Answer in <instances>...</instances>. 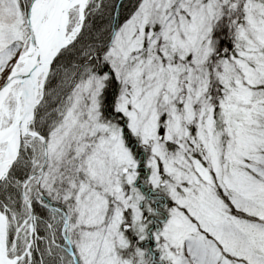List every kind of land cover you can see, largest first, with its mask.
<instances>
[{
	"label": "rangeland",
	"instance_id": "374dc122",
	"mask_svg": "<svg viewBox=\"0 0 264 264\" xmlns=\"http://www.w3.org/2000/svg\"><path fill=\"white\" fill-rule=\"evenodd\" d=\"M26 7L0 0V85L27 47ZM68 14L71 41L78 6ZM227 18L236 40L231 60L217 58L212 39ZM103 60L119 83L116 110L151 151L150 191L171 203L167 219L148 230L136 163L119 128L99 118L105 76L84 66L69 73L59 63L39 85L38 105H51L47 161L26 191L38 206L42 199L62 206L76 264H264V0H138ZM52 77L63 80L45 91ZM18 95L17 86L0 110V138ZM215 101L226 123L220 131L211 121ZM12 146L0 144V163ZM225 200L251 219L234 216ZM0 214L6 237L9 228L18 233L17 258L29 221L9 223ZM64 256L58 264H71Z\"/></svg>",
	"mask_w": 264,
	"mask_h": 264
},
{
	"label": "trees",
	"instance_id": "16d2710c",
	"mask_svg": "<svg viewBox=\"0 0 264 264\" xmlns=\"http://www.w3.org/2000/svg\"><path fill=\"white\" fill-rule=\"evenodd\" d=\"M30 1L31 0H19L21 5L26 6H28ZM97 1L98 0H88L86 2L83 30L68 47L59 52L49 72H54L56 66L59 63H63L69 73L84 66L93 73L105 76L98 96L97 107L99 118L103 123L115 125L119 128L129 156L134 163H136L135 170L137 176L135 177L134 186L141 192L145 200L143 208L147 209L144 215L148 221L151 222L148 228L149 230L152 227L155 228L156 225L159 226V223L167 219L171 201L165 193H152L150 191L152 188L148 182L149 169L147 163L151 156V151L149 148L141 145L138 137L132 135L125 117L116 110L119 83L103 60V55L111 43L112 35L129 19L138 0H101L100 4L97 3ZM245 1L252 4L254 1L258 0ZM212 39L217 58L231 60L234 56L236 40L234 33L231 31V23L228 21V18L227 23L222 24L220 28L216 30ZM5 77L2 79V82ZM55 79L53 77L49 79L48 82L51 85L47 87H45V82V91L53 89L57 85V82L60 84V80H63L62 78L57 80V77ZM48 111H51V105L48 101L43 100L35 109V115L31 125V130L38 132L44 138L47 137V125L44 122V117ZM211 121L214 131H220L226 124L223 108L216 101L211 108ZM191 135L193 136L194 134L191 133ZM167 146L169 148L170 145ZM32 147H34L33 150ZM42 156V142L37 137L26 136L23 139L17 160L11 166L6 178L0 183V209H4L7 222L16 223L18 219H27L30 222L29 211L21 195V185L28 176L39 169L42 163ZM33 179L28 182H32ZM27 186L28 185L25 187V196L31 202L35 215L34 227L36 234V238L30 247V264H58V260L63 254L65 255L64 257L71 260L67 251V243L64 241L63 226L66 220V213L63 211L62 206L56 203L48 204L46 200L44 201L43 199L41 200L43 201V205L38 206L35 201H32V198H30L31 196L28 195L26 191ZM225 202L229 207L230 213L234 216L251 219L244 213L234 210L230 202L226 200ZM52 225L54 226L52 227ZM17 234L15 229L12 230V228H9L6 237V247L7 254L10 258L14 257L12 255L14 252H11V249L13 248V240ZM146 240L147 248H149L150 251L147 256H151V259H153L155 253L151 248V239L149 237ZM24 241L25 237L22 234L19 237V248H22ZM26 242L20 255L24 252ZM27 261L28 258L24 257L20 259L17 264H25ZM147 264H153V262L148 261Z\"/></svg>",
	"mask_w": 264,
	"mask_h": 264
},
{
	"label": "water",
	"instance_id": "95a60500",
	"mask_svg": "<svg viewBox=\"0 0 264 264\" xmlns=\"http://www.w3.org/2000/svg\"><path fill=\"white\" fill-rule=\"evenodd\" d=\"M38 1L39 0H31L25 14V23L28 30L27 49L25 52L21 53L16 58L10 72L8 73L3 84L0 86V110L3 103L9 96L12 87L13 86L19 87V95L16 102L15 118L10 127V129H13V133L15 134L16 139L14 142L12 156L8 159L5 158L3 162L0 163V166H3L2 170L0 171V182L6 177L11 165L17 159L19 155L21 143L25 136L38 137L43 144V161L41 167L36 173L27 177L21 186L22 197L24 199V202L28 208L30 215L29 237L25 246L24 253L21 257L26 255L29 258H30L29 247L33 238H35L36 236L34 230L35 215L33 213L31 203L24 196V187L28 180L33 178L35 175H37L44 169L47 160L45 139L39 133L30 131V126L33 121L35 107L38 104L37 96H38L39 86L36 84V81L39 75L42 76L45 75L46 71L52 64L57 54L70 43L69 41H67L65 37V33L60 28V19L65 15L66 17L65 19L66 21H68L69 10L72 8L73 3H75L76 0H68L66 6L62 9V11H60L58 15L57 24L55 27L56 43L53 51L49 55H44L43 52L40 50L39 42L36 37V32L33 24L34 22L33 8ZM78 1L79 3L77 4V6L79 13V17H78L79 19L78 31H79L83 23L84 5L87 0H78ZM76 35L77 33L75 34V36ZM19 66L21 67L19 68ZM25 99H27V102H25ZM21 100H23L22 110L18 118V121L15 124L16 114L17 111H19V107H20L19 104L21 103ZM2 140L3 139H1L0 142ZM1 224L4 227V217L2 215H1ZM0 247H1L2 256L4 258L3 264H16L17 259H10L7 256L4 231L2 234V245L0 244ZM29 263L30 260L28 261L27 264Z\"/></svg>",
	"mask_w": 264,
	"mask_h": 264
},
{
	"label": "bare ground",
	"instance_id": "6f19581e",
	"mask_svg": "<svg viewBox=\"0 0 264 264\" xmlns=\"http://www.w3.org/2000/svg\"><path fill=\"white\" fill-rule=\"evenodd\" d=\"M67 1L68 0H39L33 8V16H34L33 24L36 32V37L39 42L40 50L43 52L44 55H49L55 47V43H56L55 27L57 24L58 15L60 11H62V9L66 6ZM78 3L79 1L76 0L75 3H73V5H77ZM44 18H46L47 24L46 27L42 28L41 24ZM65 18L66 17L64 15L60 19V28L66 34L67 21ZM21 102L23 104V100H21ZM25 102H27V99H25ZM22 104H20L19 111H17L15 124L17 123L18 118L21 114ZM6 134L7 135L5 134L3 135L4 143H7L8 145L12 144L14 146L16 136L13 133V129H10ZM12 154H13V148L11 150H8V152L6 153V159L10 158ZM2 168L3 166H0V171L2 170ZM0 244L2 245L1 231H0ZM3 263H4V258L2 256L1 247H0V264Z\"/></svg>",
	"mask_w": 264,
	"mask_h": 264
}]
</instances>
